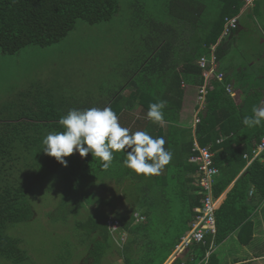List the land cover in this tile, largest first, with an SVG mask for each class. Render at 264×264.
<instances>
[{
    "label": "trees",
    "instance_id": "trees-1",
    "mask_svg": "<svg viewBox=\"0 0 264 264\" xmlns=\"http://www.w3.org/2000/svg\"><path fill=\"white\" fill-rule=\"evenodd\" d=\"M244 2L177 0L173 9L170 4L166 11L174 20L172 23L154 21V40L159 41L155 46H148L150 53L128 84L131 90L126 96L115 93L101 108L110 106L119 118L125 110L141 109V115L122 119L127 120L131 130L137 121L134 117L142 118L139 121L142 125L133 126L130 134L146 131L153 138H165V148L173 158L161 174L141 175L126 167L123 163L127 158L126 150L114 152L115 159L108 170L91 152L86 158L76 152L65 157L68 166H64L44 151L43 143L50 132L65 131L59 124L64 115L55 109L48 110L45 104L34 107L13 124L1 125L0 257L13 264H22L29 258L22 240L8 232L11 225L34 216L29 200L32 188L25 180L30 181L34 174L39 180L59 170L73 169L77 174L81 168H88L84 182L93 173H110V178L121 186L122 194L131 203V209L116 212L121 222L120 231L126 233V239L119 242L109 229V215L100 208L84 219L79 218L95 200L103 204L102 198L95 194L75 198L64 194L53 212L57 211L58 218L65 222L73 216L76 229L84 230L86 235L81 241L88 242L87 256L81 264H115L109 259L115 252L124 264H199L205 258L212 236H208L207 245L193 244L184 254L171 257L181 237L189 230L192 218L201 211L205 195L197 180L198 167L190 161L194 141L210 146L214 152L215 164L220 169L214 193L221 196L248 162L245 155L251 157L264 136V121L255 127L243 122L244 117L253 115L254 106H260L263 94L252 90L243 103L237 104L226 90L227 75L223 81L213 77L206 108L198 114L200 121L193 126H182L186 97L183 82L196 86L198 96V87L204 81L198 60L210 55L212 45L216 46L218 59L223 57L226 44L221 42V37L225 17L237 15ZM119 9V0H0V49L12 54L29 44L51 45L64 38L78 19L94 24L111 19ZM160 100L168 102L163 110L166 121L163 127L147 117L151 103ZM198 108L197 100L196 114ZM262 157L264 152L221 198L216 211V244L236 231L242 235L252 225L250 216L254 208L249 200L252 203L257 195L264 199ZM41 168L43 174H39ZM91 170L94 172L90 173ZM252 186L253 196L249 198ZM137 214L145 216V220L137 221Z\"/></svg>",
    "mask_w": 264,
    "mask_h": 264
},
{
    "label": "rangeland",
    "instance_id": "rangeland-1",
    "mask_svg": "<svg viewBox=\"0 0 264 264\" xmlns=\"http://www.w3.org/2000/svg\"><path fill=\"white\" fill-rule=\"evenodd\" d=\"M119 1L120 9L111 19L92 24L80 18L64 38L51 45L29 44L12 54L0 49V127L15 123L18 117L43 104L48 110L55 109L65 116L74 108H102L117 92L126 96L129 92L125 91L126 87L131 89L129 82L150 53L148 46H155L159 41L154 40V21L172 23V15L166 10L170 4L173 9L177 0ZM248 35L242 36L245 45ZM231 40L233 44L221 62L242 66L257 58L240 44L237 33ZM252 71L255 76V69ZM249 77L253 78L252 73ZM136 118L133 126L140 127L142 118ZM76 153L83 158L78 150ZM42 171L41 168L39 174ZM87 174L88 168H81L77 174L67 169L39 180L36 174L30 181L25 180L32 188L29 200L34 216L8 229L11 235L22 240L29 254L22 264L84 262L88 243L81 241L86 235L84 230L76 229L73 216L65 222L58 218L57 211L53 212L65 193L73 198L95 194L103 199V204L95 200L84 209L81 219L99 208L109 219L118 218L116 212L131 209V203L122 194L121 186L110 178V173H93V177L87 178L89 182H84ZM220 251L221 247L213 249L212 254L217 256ZM109 259L115 264H124L116 252ZM0 264L13 263L0 257Z\"/></svg>",
    "mask_w": 264,
    "mask_h": 264
},
{
    "label": "clouds",
    "instance_id": "clouds-1",
    "mask_svg": "<svg viewBox=\"0 0 264 264\" xmlns=\"http://www.w3.org/2000/svg\"><path fill=\"white\" fill-rule=\"evenodd\" d=\"M167 103L165 100L151 103L148 119L163 127L166 123L163 110ZM252 111L253 115L244 117L243 121L249 127L264 121V106H254ZM59 124L65 131L50 132L43 141L46 145L44 151L66 167L68 161L65 157L78 150L85 158L91 152L95 159L102 161V167L108 170L115 159L114 152L126 150L124 165L137 174L151 176L161 174L173 158V154L165 148L164 137L153 138L146 131L130 134L131 130L121 126L117 113L110 106L103 109L74 108L61 117Z\"/></svg>",
    "mask_w": 264,
    "mask_h": 264
},
{
    "label": "crops",
    "instance_id": "crops-1",
    "mask_svg": "<svg viewBox=\"0 0 264 264\" xmlns=\"http://www.w3.org/2000/svg\"><path fill=\"white\" fill-rule=\"evenodd\" d=\"M235 16L239 18L238 28L229 36L223 37L221 42L224 41L226 51H228L233 44L231 39H234V35L237 33L240 44L257 58L242 66H236L231 62L223 63L220 59V69L225 72L229 82L233 85V98L237 104L243 103L249 92L257 90L263 94L260 106H264V0H254L252 5H249L247 0H245L239 13ZM257 18L259 22H257ZM246 34H249V39L246 41L247 45L242 40V36ZM252 68L255 69V76ZM251 73L253 78L249 77ZM130 90L127 87L125 89L126 92ZM185 96L181 125L193 126L196 118L194 106L197 103V87L187 85ZM140 110L138 108L132 111L125 110L122 115L120 114L119 122L121 126L128 128L127 120L124 121L122 117L128 118L141 115ZM255 159L256 157H252L248 160L239 175L221 195V198ZM261 160L263 161L264 157ZM252 196L253 186L249 192V198H252ZM249 203L254 208L250 216L252 225L242 235H239L238 231H236L223 242L216 244L214 250L221 247L222 251L217 256L214 255L215 253L211 255L210 264H264V199H261V195H257L252 200V203L250 200Z\"/></svg>",
    "mask_w": 264,
    "mask_h": 264
},
{
    "label": "built area",
    "instance_id": "built-area-1",
    "mask_svg": "<svg viewBox=\"0 0 264 264\" xmlns=\"http://www.w3.org/2000/svg\"><path fill=\"white\" fill-rule=\"evenodd\" d=\"M249 5L254 3V0H247ZM239 26L238 16H227L225 17V27L222 34L223 37L229 36ZM210 55H203L199 58L198 64L202 68V76L204 78L203 83L198 87V104L199 108L196 114L195 123L200 121L199 113H202L207 105V95L210 90V81L215 77L218 81H223L226 74L220 69V62L216 53V46H211ZM183 86L187 84L183 82ZM226 90L232 96L234 95L232 83L225 85ZM193 155L190 157V161L195 163L197 169V180L199 185L203 188L204 197L202 199L201 211L196 214L191 222L189 230L181 237L179 243L174 248L171 257L175 255L184 254L193 244H208V236H212L209 249L206 252L205 258L199 264H210V258L213 249L216 247L214 237L217 233V218L216 211L221 200V196H216L214 193V184L216 178L220 173L219 167L215 164L214 152L210 146L202 145L198 140L194 141ZM264 152V136L261 142L254 149L253 155L249 157L247 154L246 158L251 159L252 157H258ZM137 221H142L145 216L137 214ZM109 229L113 234L114 238L121 242L126 239V233L120 231L121 222L117 218L108 219L107 221ZM164 264H167L165 262Z\"/></svg>",
    "mask_w": 264,
    "mask_h": 264
}]
</instances>
